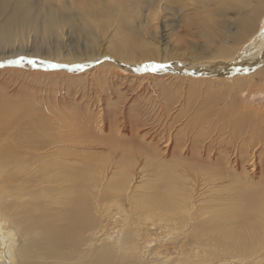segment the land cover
<instances>
[{
	"label": "bare ground",
	"instance_id": "1",
	"mask_svg": "<svg viewBox=\"0 0 264 264\" xmlns=\"http://www.w3.org/2000/svg\"><path fill=\"white\" fill-rule=\"evenodd\" d=\"M157 1L165 2L0 0V49L16 42L22 47L33 36L39 41L34 54L45 52L44 57L52 62L49 56L62 54L61 43L48 50H43L40 43L49 38L58 39L67 27L71 34L89 42L90 48L85 53L89 58L101 57L96 44L103 35L112 37L110 45L120 62H153L150 61L155 60L153 45L144 43L142 37L131 31V25L143 6L152 7ZM194 1L225 4L226 11L242 2L254 15L243 19L244 12H238L234 22L229 19L222 22L226 31L221 34L222 39L219 36V45L211 55H192L197 62L194 66L167 63L169 69L164 72L188 70L198 76L208 74L210 83L212 78L214 82L219 78L226 81L225 76L229 74L236 82L235 86L231 85L232 89L243 86L240 74L264 64V0ZM225 15L228 16L226 12ZM259 18L262 22L258 26ZM233 28L235 33H231ZM214 37L209 36L212 41ZM227 37L236 42L232 49L224 43ZM137 50L141 51L140 56ZM220 58L222 62L216 61ZM82 59L64 57L62 60L80 63ZM154 62L166 63L161 58ZM111 64H104L101 71L111 68ZM16 65L38 68L26 62ZM90 66L87 64L86 70ZM130 66L119 65L124 71L138 72V65ZM259 73L264 75V68ZM147 74L140 75L144 78L141 82ZM94 78L97 90L102 91H96L95 97L87 96L81 104H73L77 99L61 103L54 100L48 101L47 107L42 96L26 94L27 97L13 99L10 92V97L6 91L0 93V264H150L141 255L143 238L137 226L140 221L145 224L146 212L156 214L151 218L156 222L159 216L168 232L179 236L184 245L181 256L152 264H264V166L255 168L253 156L247 161L238 154H228L229 142L233 141V133L241 120L225 119L226 112L221 107L219 111L202 113L204 104L191 102L189 94L181 103L169 96L167 86L160 82L152 91V101L143 99L134 108L138 114L147 108L156 113L158 126L141 134L137 124L130 135L125 132H130L131 127L121 128L117 117L105 119L100 114L104 109H98L97 113L91 110L92 104L110 99L111 108L118 111L124 93L116 87L114 99L111 97L114 93L110 94L101 84L104 76ZM217 84L219 88L216 84L211 87L220 89L218 93L226 99L225 95L232 89L222 82ZM106 113L111 115L110 111ZM251 129L248 135L252 142L264 141L260 126H251ZM237 134L241 136V131ZM214 142L223 144V156L213 153ZM243 144L246 150L241 145V155L248 151L247 143ZM259 176L263 180L257 179ZM113 201L133 205L125 211L120 231L96 243L98 229L103 227L104 210Z\"/></svg>",
	"mask_w": 264,
	"mask_h": 264
},
{
	"label": "rangeland",
	"instance_id": "2",
	"mask_svg": "<svg viewBox=\"0 0 264 264\" xmlns=\"http://www.w3.org/2000/svg\"><path fill=\"white\" fill-rule=\"evenodd\" d=\"M157 2L159 3L155 4L152 7L143 6L141 8L142 11L140 10L141 12L139 17L136 18L135 23L131 25L133 26L131 31L136 32L137 36L142 37L144 39L143 40L144 43H146L147 45L149 46L153 45V50L155 51L156 56L155 55L152 56L155 57V60L152 58L150 61H156L161 58V62L166 61V63H172V62L178 64L180 63L181 65H185V66H187V64L192 66L197 64L196 59L192 57V55L195 56L196 54H203V53L207 55H211L214 52V49L217 48L219 45V41H218L219 36L222 39L221 34L225 33L226 31V25H222V22H225L227 19H229L230 22H234L238 17V12L239 13L244 12L243 19H248L254 15L253 12H248L247 7L242 2L235 3L232 10L227 9V11H226V7L225 8L223 7L225 4L218 6L217 4L219 3L213 4L212 2L210 4H202L194 0H187L186 2H184V0H177L172 2L165 0V2L164 1L163 2L157 1ZM213 9L216 10L215 11L216 13L213 12ZM228 11L229 12L237 11V13L228 14ZM225 12L227 13L228 16L225 15ZM261 22H262V18H259L258 26L259 23L261 24ZM231 31H232L231 33H235L236 29L233 28L231 29ZM110 32L107 34V36L111 34ZM210 35L215 36L213 41L210 40L209 38ZM32 37L33 36L28 38L27 41L22 45V47L20 45V42H16L13 45H6L4 46L3 49H0V64L3 65L0 66L1 94H5L6 91V94L8 93L7 96L10 97L12 94V97L10 98L13 99H17L18 97L19 98L27 97V95L34 97H36L37 95L38 98L42 96L41 99L43 98L42 100L45 101L44 103L46 105L48 104L47 107H49L48 101H54V100H58V102L61 103L62 101L71 102L74 99H77L76 101H73V104L74 102L75 104H77L78 102L81 104L87 98V96L88 98L90 96L95 97L96 91H99V93L102 91L100 90L101 88L97 90L98 86L96 84V79L94 77H96L97 75H103L104 79L102 80L101 84L106 86L105 89L108 90L110 94L114 93L113 95H111L112 98H114L113 96L115 95L116 87H119V89L122 88L121 90L124 91V93H122L123 99L121 100L122 102L120 104L121 106L118 109V111L114 112L113 107L111 108L110 105L111 103L110 99L105 100L104 98L106 96L104 95L103 99L105 101L102 100L99 103L101 107H99V104L97 103L92 104L93 102L91 101V104L93 105V106L91 105L92 106L91 110L97 113L99 112V110L104 109L105 111L104 110L100 111V114L101 113L102 115L104 114L105 119L107 118L110 119V116L111 119L117 117L119 120H121L119 122V125L120 123H122L120 125L121 128L123 125H126L127 128L131 127L130 128L131 130H128L130 132H125L128 134L130 133L131 135L132 129L135 130L137 124L139 125L138 130L141 134L143 132L146 133L147 131H151V128L154 126H158L159 122L157 121L156 113H154L153 111L151 112V110L147 108L143 112L138 114L134 110V108L136 104L139 101H142L143 99L146 102L149 100L152 101L153 97L151 98L150 96L155 91V85L161 82L162 84L167 86L168 95L173 97L174 99L175 98L179 99V102L181 103L185 102L187 100V95L189 94L191 100L193 99L191 102L196 103V105L204 104L205 110H203L202 113H205L206 110H212V109L215 111L216 110L219 111L221 107V110L223 109V111L226 112L225 119L227 120L240 119L241 124L239 128L235 131V133H233L232 136L233 141L229 142L228 154L229 152L231 156L238 154L240 155V157L242 156L241 158L245 157L247 161H250L251 160L250 158L253 156L255 160L254 164L257 165L255 166V168L264 166V141L258 140L259 142H252V140L249 139V135H248L250 133V130H252L251 126L252 127L260 126L264 130V93L261 92L264 89V77H263L264 75L259 73V69L264 68L263 63L254 66L252 69L249 70L245 69L246 71L243 70L245 72H242L243 74H240L242 76L240 80L244 82L242 84L243 86L239 85V87L236 86V88L233 89L231 85L235 86L234 84L236 82L235 79L232 78V76L229 74L225 76L227 79L226 81L223 80L221 81V79L219 78L216 80V82H214L215 80L212 78L211 81L213 82L210 83V81L207 80L206 78L209 77L208 74H202V76H198L191 74L190 72H188V70L186 72H180V73L179 72L167 73L164 71L159 73L158 72L134 73V71L132 72L129 70L124 71V69H121L119 65L123 63L127 66L131 65L130 67H133L136 65L140 66L143 64L142 63L137 64L139 62H135L134 64L131 62H126V63L122 61L120 62V60L117 59V56L114 54L112 47L110 45L109 39L112 38L111 36H109L108 38L103 35L99 36L98 43L96 44V49L98 53L101 54V57L89 58L91 56L89 54H88L89 56L85 54L86 50L90 48L89 42L85 38H79L71 34L69 29L66 27L64 30H62V35L58 39L49 38V41H47L46 39L44 42L40 43V45L42 46L43 50H48L50 48L54 49L55 45L59 42V45L60 43L62 45V46L60 45L62 54L56 56H49L50 58L48 59H51L52 62L54 63L66 64V65H70V63H72L71 65L88 64L91 65L89 69L86 70V68H84V70L71 72L67 68L49 69L44 65H38V68L37 67L30 68V67H22L16 64H9L8 63L9 60H15L20 56H27L29 58H34L40 61H50L44 57L45 52L43 53L39 52L37 53L38 55L34 54L37 52L34 48L37 42L39 41L35 37L33 38ZM246 37L247 36L243 37V40L241 41L242 44L244 43ZM226 39L227 40L224 43L226 44L227 48L232 49L235 46L234 44H236V42L231 37H227ZM136 54L140 56L141 51L137 50ZM222 54L223 53H221V55ZM64 57H66V59L83 58L81 60V62L83 63H81L80 61H79L80 63H77V62L62 60L64 59ZM114 60H117V62L119 63H116ZM216 61L222 62L223 59L220 58L219 60ZM230 61L233 62V60ZM106 62L110 64L112 63L111 64L112 67L108 69L106 68V71L103 72L101 70L104 64L105 65L107 64ZM195 72L196 74L199 73V71H195ZM141 73L142 74L149 73L147 74V77L145 80H143V82H141V80L144 79L142 78V76H140L142 75ZM189 73L191 76H188ZM225 77H222V79ZM218 80L219 82H217ZM221 82L226 87L229 86L230 89H232L230 94H227V96L225 95L226 99H224L218 93L220 89L216 91L213 87H211V85L216 84L215 87L219 88L218 86L220 84L218 85L217 83H221ZM19 90L22 92H20ZM34 91L36 94H34ZM9 92L11 94H9ZM21 93L23 94L21 95ZM184 93L185 95H183ZM79 94L83 95L84 98L80 99V97L83 96H79ZM134 94L135 96L133 97ZM181 94L183 96H181ZM162 97L163 96H161L160 94V99ZM48 98L49 99L53 98V99L49 100ZM136 98L137 101H135ZM222 99L224 100L222 101ZM127 100L128 101L130 100L132 103L130 101L128 103ZM233 100L234 103H236L237 105L231 103ZM228 102L232 104L231 107L229 105L230 103ZM94 105H96L97 107ZM127 105L128 106L131 105V106H129L128 108ZM212 105H215L214 108L212 107ZM143 106L144 105H142L141 107ZM60 107H64V105L60 104ZM111 110L114 113H116L115 116L112 115ZM107 111L108 112L110 111L111 115L107 114L106 113ZM136 113L138 114V116H136ZM186 113L188 112L186 111ZM138 120L143 122V124L139 123ZM254 124L256 125L254 126ZM229 128L230 127H228V129ZM239 131H241V136L237 134V132ZM105 132H108V129L105 130ZM222 137L226 139V136L222 135ZM218 142L217 145L216 142L213 143L212 147L217 146L216 147L217 150L213 147L214 150L212 151L213 153L216 152L215 156L217 155L219 157V156H223L224 154L221 155L223 144L222 143H221L222 145L218 144ZM243 143H247L248 151L246 154L241 155V148L243 149V151L246 150V146ZM225 145H226V141H225ZM251 148L253 151L251 150ZM263 177L259 176L257 179L262 178L263 180ZM139 180L140 178L137 179V182H139ZM132 205L133 203L131 202L130 203L125 202L124 204L119 205L115 201L109 204V206L104 210L103 227L98 229L99 233L97 234L96 237L98 238L96 243H99L100 239L103 238L104 236L106 235L110 236L111 234H114L113 232H115L116 234L117 232L120 231V227L124 221L125 211L129 209ZM154 216L157 215L155 214L152 216L148 212H146L144 214L145 224L142 225L141 221L137 224L138 228H141V235L143 238L140 241L141 242L140 246L142 250L141 255L147 257V259L150 260V264L157 262H164L167 261L168 259H172V258L175 259L181 256V254L183 253L184 245H182V242L178 240L180 239L179 236H175L172 233H169L168 228L166 227L167 226L166 223L162 222L159 216L156 217L157 220L159 219L157 222L151 219ZM117 222L119 224H117ZM115 226L117 227L115 228ZM180 237L183 238L184 234L181 235Z\"/></svg>",
	"mask_w": 264,
	"mask_h": 264
},
{
	"label": "snow or ice",
	"instance_id": "3",
	"mask_svg": "<svg viewBox=\"0 0 264 264\" xmlns=\"http://www.w3.org/2000/svg\"><path fill=\"white\" fill-rule=\"evenodd\" d=\"M26 62L27 64L36 67L38 65H44L49 69H60V68H71L72 70H83L87 67L86 64H77V65H66L54 63L51 61H40L34 58H29L27 56H20L15 60H9V64H23ZM0 66H3L0 64ZM169 69V64L167 63H157V62H147L143 65L137 67L136 71L138 72H162L167 71ZM236 71H240V69H236Z\"/></svg>",
	"mask_w": 264,
	"mask_h": 264
}]
</instances>
